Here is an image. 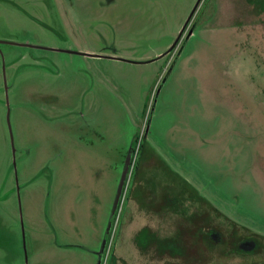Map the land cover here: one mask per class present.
Wrapping results in <instances>:
<instances>
[{
	"label": "rangeland",
	"instance_id": "1",
	"mask_svg": "<svg viewBox=\"0 0 264 264\" xmlns=\"http://www.w3.org/2000/svg\"><path fill=\"white\" fill-rule=\"evenodd\" d=\"M196 2L0 0V40L40 46L0 44V264H96L143 135L147 199L126 207L116 264H186L141 251L143 226L176 228L220 264L250 239L255 254L239 263L264 264V0H209L199 13L202 0L193 35L162 56Z\"/></svg>",
	"mask_w": 264,
	"mask_h": 264
},
{
	"label": "flooded vegetation",
	"instance_id": "2",
	"mask_svg": "<svg viewBox=\"0 0 264 264\" xmlns=\"http://www.w3.org/2000/svg\"><path fill=\"white\" fill-rule=\"evenodd\" d=\"M207 1H209V0H204L201 8L199 9V13L203 10V6L205 5V3ZM201 2H202V0H201ZM201 2H200V4H201ZM199 5H198V7H199ZM192 18H191V20H192ZM190 21H189V23H190ZM196 25H197V23H196V21H194L192 23V25H190V29L188 30V33L183 38L184 32L186 30V28H185V30L183 31L182 35L180 36V38H179L177 44L175 45V47L178 44H180V41L182 39L183 40H182L181 44L185 41V38H189V37H191L193 35V32H194V29H195ZM186 27H188V25ZM191 29H193V31H192L191 35L188 36ZM12 42H10V43H12ZM1 43H3V42H0V44ZM180 47L178 48L179 50H180ZM173 49H172V51H173ZM172 51L169 52L166 55L171 54ZM60 98H61V95H59V97L55 101L59 102V106L60 107H62V108L66 107V105H67L66 101H64V99H60ZM143 137H144V135H143ZM143 137H141V139L139 138V140L137 142V145L135 146V154H134V156L135 155L136 156H135V158L133 156L132 163L130 164V168H129L128 173H127V177H129L128 186H127L124 198H123V193L121 194L117 210L114 213L115 219L112 220V224H111L110 230L108 232L109 240L107 239V242H106L105 247H104V251L101 252L102 247H103V240H104V238H105V236L107 234L106 231H107V227H108V224H109V222H108L107 227L105 229L104 237H103V239L101 241V244H100V247L98 249L97 261H98L99 258H101L102 259L101 264L104 263V258H105L106 254H107V258H106L105 264H116V262H117V256H116V254L114 252L115 240H116V237H117L118 232H119V227H120V225H121V223H122V221L124 219L126 207L129 204L130 200L133 199V198L142 199L143 200L142 201V205H143V204H145V199H147L146 192H144L145 190L143 191L142 189H140L141 188L140 185L143 184V182H144L146 177H144V180H143L142 177L140 175H138L140 172H142V170H145L146 167H147L146 166L145 168H143L141 166L140 167L138 166L139 165V158H140V151H141V147L143 145L142 144ZM130 148H133V150H134V146L133 145H131ZM136 148H138L137 151H136ZM126 159H127V156L125 157V162H126ZM151 164L154 165V162L151 161ZM124 166H125V163H124ZM152 167L153 166H151V168ZM123 169H124V167H123ZM122 174H123V171L121 173V177H122ZM121 177H120V180H121ZM127 177H126V179H127ZM138 179H142V180H141L140 184L138 185V187L135 188L136 187L135 184H136ZM120 180H119V182H120ZM117 190H118V188H117ZM116 195H117V191H116V193L114 195V201L116 199ZM113 205H114V202H113ZM150 206L156 212H161L162 211V213H163V210L161 209L162 207H159V209H157L158 207L154 203H152L151 201H150ZM168 212H172V213H176L177 214L179 211H178V208H175V209L169 210ZM168 212H165L163 214H167ZM111 213H112V211H111ZM176 217H177V215H176ZM112 219H113V217H112ZM174 220L176 222V218ZM198 223L201 224L202 221H198ZM176 226H177V224H176ZM175 229L173 230V234H171V235H161L160 231L152 229L149 226H143L136 232V234L134 236L135 244L143 252H148V251L154 250V253H156L158 256H166V255H168V256H171L174 259H181L186 264H213V263L220 264L221 263L218 260V256H219L220 253H217V254L215 253L214 258H210L209 257L210 253L207 250H205L204 248L200 247L198 249H195L194 245L193 244L190 245L189 241H187V240L183 241L182 237H181V239L179 237H177L176 236L177 233L174 234L175 233ZM178 235H180V233H178ZM204 235L206 236V239L209 238L211 240V242H219V241H223L225 239V238H223V236L221 234H219L216 231L214 233H212L210 231V232H208L207 234H204ZM139 236L145 237L144 239H142V240H144L143 242H145V244H142L143 242L139 241ZM155 236L157 238H155V239L151 238V237H155ZM149 237L151 238V240H148ZM164 238H170L169 239L170 246L167 249H163L162 239H164ZM179 240H180V242H178ZM235 240H237V241L234 243V246L231 247V248L234 250L233 252L236 253V254H233L232 256L234 257V259L230 257V260L228 262H225L226 264H229L232 261L235 262L236 264L237 263L240 264L245 259H249V257L252 258L253 255H251V253L255 254V250H256V247H257L255 241L250 240V239H246V238H243V237L242 238H235ZM248 243H250L249 246H245ZM188 245H189V247H188ZM96 264H97V262H96ZM123 264H127V263L124 262Z\"/></svg>",
	"mask_w": 264,
	"mask_h": 264
},
{
	"label": "water",
	"instance_id": "3",
	"mask_svg": "<svg viewBox=\"0 0 264 264\" xmlns=\"http://www.w3.org/2000/svg\"><path fill=\"white\" fill-rule=\"evenodd\" d=\"M201 0H197L196 4L194 5L191 13L189 14L188 18L186 19L184 25H183V28L177 38V40L175 41V43L165 52L162 54V56L168 54L169 52L172 51V49L175 47V45L177 44L180 36L182 35L183 31L185 30L186 26L188 25L189 21L191 20V18L193 17L198 5L200 4ZM193 29L190 30V33L188 36L191 35ZM0 42H12V41H2L0 40ZM13 44H22V45H28V46H33V47H40L38 45H30V44H26V43H17V42H12ZM50 49H54V48H50ZM66 51H69V50H66ZM80 53V52H79ZM82 53V52H81ZM83 54H87V55H91V56H103V57H110V58H118L116 56H111V55H99V54H95V53H83ZM121 59V58H120ZM7 121H8V125H9V128H10V135H11V140H12V143L14 145V138H13V133H12V127H11V122H10V110H8V113H7ZM15 150V149H14ZM135 154V146H134V150L133 148H130L129 149V152H128V155H127V159H126V162H125V166H124V169H123V174H122V177H121V180L119 182V186H118V190H117V195H116V199L114 201V205H113V208H112V213H111V218H110V221H109V224H108V227H107V234L103 240V247H102V251H104V247H105V244L107 242V238H108V232L110 230V227H111V224H112V217L114 215V213L116 212L117 210V207H118V203H119V200H120V196L123 192V188H124V185H125V181H126V177H127V173H128V170L130 168V164L132 163V159H133V156ZM15 158H14V164H15ZM102 262V259L99 258L98 261H97V264H101Z\"/></svg>",
	"mask_w": 264,
	"mask_h": 264
},
{
	"label": "trees",
	"instance_id": "4",
	"mask_svg": "<svg viewBox=\"0 0 264 264\" xmlns=\"http://www.w3.org/2000/svg\"><path fill=\"white\" fill-rule=\"evenodd\" d=\"M139 138L140 137H137L136 138V141L138 142V140H139ZM115 219V215L113 216V220ZM143 234V233H142ZM145 237H141V236H139V241H141V242H143L144 240H142V239H144ZM151 238H153V239H155V238H157L156 236L155 237H151ZM151 238L149 237V239L148 240H151ZM108 240H109V237L107 238ZM169 239L170 238H164V239H162V244H163V249H167V248H169V246H170V244H169ZM142 244H145V242H143ZM161 244V245H162Z\"/></svg>",
	"mask_w": 264,
	"mask_h": 264
},
{
	"label": "built area",
	"instance_id": "5",
	"mask_svg": "<svg viewBox=\"0 0 264 264\" xmlns=\"http://www.w3.org/2000/svg\"><path fill=\"white\" fill-rule=\"evenodd\" d=\"M137 149L138 148H136V151H137ZM136 156V155H135ZM135 156H134V158H135ZM128 180H129V177H127V179H126V181H125V185H124V189H123V198H124V195H125V192H126V189H127V186H128ZM106 258H107V254L105 255V258H104V263L103 264H105V262H106Z\"/></svg>",
	"mask_w": 264,
	"mask_h": 264
}]
</instances>
